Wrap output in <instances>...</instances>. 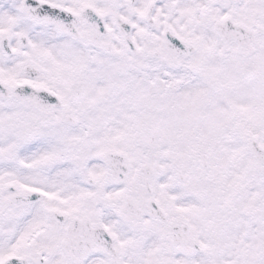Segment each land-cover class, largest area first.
<instances>
[{"label": "snow or ice", "instance_id": "6c2138e0", "mask_svg": "<svg viewBox=\"0 0 264 264\" xmlns=\"http://www.w3.org/2000/svg\"><path fill=\"white\" fill-rule=\"evenodd\" d=\"M0 264H264V0H0Z\"/></svg>", "mask_w": 264, "mask_h": 264}]
</instances>
